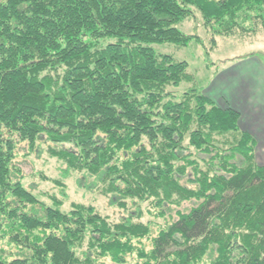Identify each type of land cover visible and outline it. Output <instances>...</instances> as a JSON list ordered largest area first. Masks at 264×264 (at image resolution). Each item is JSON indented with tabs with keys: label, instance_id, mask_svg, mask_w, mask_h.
I'll return each mask as SVG.
<instances>
[{
	"label": "trees",
	"instance_id": "obj_1",
	"mask_svg": "<svg viewBox=\"0 0 264 264\" xmlns=\"http://www.w3.org/2000/svg\"><path fill=\"white\" fill-rule=\"evenodd\" d=\"M193 11L206 25L264 29V0H0V264H126L131 255L142 264H264L255 139L237 111L196 88L175 101L167 89L187 80V63L155 50L195 41L178 29ZM224 134L234 142L226 150L214 138ZM21 144L28 155L46 145L121 209L150 200L161 209L174 196L196 205L155 237L133 222L140 213L119 223L77 204L65 213L21 183ZM190 149L211 156L214 172H201ZM187 167L196 190H179Z\"/></svg>",
	"mask_w": 264,
	"mask_h": 264
},
{
	"label": "rangeland",
	"instance_id": "obj_2",
	"mask_svg": "<svg viewBox=\"0 0 264 264\" xmlns=\"http://www.w3.org/2000/svg\"><path fill=\"white\" fill-rule=\"evenodd\" d=\"M178 29L195 38V41L184 48L172 45L155 47L158 53L187 63V80L176 90L169 88L167 92L175 101H179L184 90L196 88L218 108L237 111L240 119L242 117V121L238 122L241 131L246 132L251 128L255 132L263 130L264 29L259 27L256 32H250L247 27L240 30L229 26L221 28L217 23L206 25L196 11H193V18L179 25ZM214 138L221 149L234 146L231 135L224 134ZM261 143L258 146L256 142L254 149V160L259 167L264 166V143ZM45 150L46 145L38 152L28 155L26 144H21L15 151L14 164L20 169L21 183L28 191L49 206L53 204V198L60 200L63 203L61 210L65 213L71 210L73 204L93 207L100 216L108 218L112 223L125 221L129 216L136 218L140 213L139 218L133 222L149 226L152 237H155L161 229L176 221L178 214H187L196 205L194 200L181 201L174 196L170 200L172 203L165 202L161 209L155 208L152 200L143 203L128 202L126 209H121L114 203V199L101 195L95 189L92 178L68 171L62 162L50 158ZM188 153L199 162L201 172H214L215 163L211 162V156L193 149L184 154ZM182 167L184 168L183 163L176 162L173 168L179 172ZM192 181L191 167H187L179 179V190H196L197 185ZM173 200L177 203H173ZM141 243L145 251L150 250L149 240ZM5 248L9 250L8 247ZM97 258L98 264H112L108 258ZM134 263L142 264V261L134 255L127 257L126 264Z\"/></svg>",
	"mask_w": 264,
	"mask_h": 264
},
{
	"label": "crops",
	"instance_id": "obj_3",
	"mask_svg": "<svg viewBox=\"0 0 264 264\" xmlns=\"http://www.w3.org/2000/svg\"><path fill=\"white\" fill-rule=\"evenodd\" d=\"M239 121L240 122L242 121V117ZM263 127L264 125L261 128ZM246 132L249 133L256 140L258 146L262 145L261 141L264 143V129L255 132V130L251 128V129H247Z\"/></svg>",
	"mask_w": 264,
	"mask_h": 264
}]
</instances>
